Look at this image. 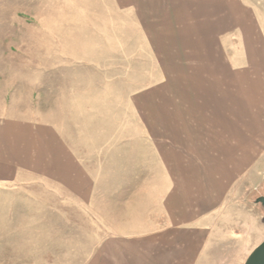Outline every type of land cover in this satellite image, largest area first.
Segmentation results:
<instances>
[{"label": "crops", "instance_id": "crops-1", "mask_svg": "<svg viewBox=\"0 0 264 264\" xmlns=\"http://www.w3.org/2000/svg\"><path fill=\"white\" fill-rule=\"evenodd\" d=\"M71 27L48 28L57 62L86 64L85 104L104 114L70 130L0 112V188L39 185L86 210L94 228L77 264H241V236L264 238L233 197L264 159V0H139V56L156 64L141 89L127 85V34L114 57L110 39L80 44ZM97 68L124 81L99 100Z\"/></svg>", "mask_w": 264, "mask_h": 264}, {"label": "rangeland", "instance_id": "rangeland-1", "mask_svg": "<svg viewBox=\"0 0 264 264\" xmlns=\"http://www.w3.org/2000/svg\"><path fill=\"white\" fill-rule=\"evenodd\" d=\"M63 1L0 0V112L43 120L60 117L70 130L71 126L86 129L89 120L102 117L104 111L87 109L88 79L82 76L88 68L57 62L62 54L59 40L49 29H55L56 23L68 24L76 29L74 39L80 44L110 39L114 57L119 51L115 43L127 34L129 86L136 82L139 89L151 86L156 80L147 75L156 64L146 54L139 56V0H117L128 4L127 12L109 11L107 3L103 7L96 0H70L68 5ZM111 70L120 73L118 65ZM95 71L97 100L105 87L124 85L123 78L103 80L99 74L103 70ZM143 92V101H150L146 94L150 91ZM248 173H254L255 181L241 177L233 197L253 213L258 237L264 229V210L255 198L264 195V159H256ZM93 228L86 210L55 191L39 185L0 188V264H73L75 260L77 264ZM237 243L242 258L255 242L251 236H241Z\"/></svg>", "mask_w": 264, "mask_h": 264}, {"label": "water", "instance_id": "water-1", "mask_svg": "<svg viewBox=\"0 0 264 264\" xmlns=\"http://www.w3.org/2000/svg\"><path fill=\"white\" fill-rule=\"evenodd\" d=\"M255 202L259 203L264 210V195L256 197ZM243 264H264V239L251 250Z\"/></svg>", "mask_w": 264, "mask_h": 264}, {"label": "bare ground", "instance_id": "bare-ground-1", "mask_svg": "<svg viewBox=\"0 0 264 264\" xmlns=\"http://www.w3.org/2000/svg\"><path fill=\"white\" fill-rule=\"evenodd\" d=\"M263 239H264V238H263ZM263 239H262V240H263ZM262 240H261V241H262ZM261 241H260V242H261ZM260 242H258L257 244H259ZM257 244H255V245L251 248V250H252ZM251 250H249V253H250ZM246 257H247V255L243 257V259H242V261H241V264H243V262H244V260L246 259Z\"/></svg>", "mask_w": 264, "mask_h": 264}]
</instances>
